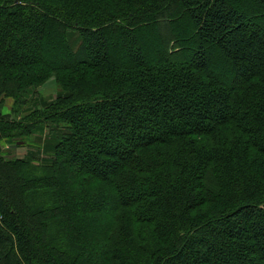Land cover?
Segmentation results:
<instances>
[{"label": "trees", "instance_id": "trees-1", "mask_svg": "<svg viewBox=\"0 0 264 264\" xmlns=\"http://www.w3.org/2000/svg\"><path fill=\"white\" fill-rule=\"evenodd\" d=\"M0 264H264V0H0Z\"/></svg>", "mask_w": 264, "mask_h": 264}, {"label": "rangeland", "instance_id": "rangeland-1", "mask_svg": "<svg viewBox=\"0 0 264 264\" xmlns=\"http://www.w3.org/2000/svg\"><path fill=\"white\" fill-rule=\"evenodd\" d=\"M57 74L51 76L29 93L23 106H17L12 97L6 98L2 112L6 118L24 119V116L37 108H43L46 103L53 101L62 92ZM50 125L40 124L29 134H20L2 139L3 156L6 158L29 159L34 162L47 164L53 156V145L56 140ZM50 130V131H49Z\"/></svg>", "mask_w": 264, "mask_h": 264}]
</instances>
